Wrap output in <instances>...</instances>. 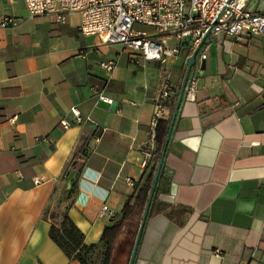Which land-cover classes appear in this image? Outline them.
I'll return each instance as SVG.
<instances>
[{
	"label": "crops",
	"instance_id": "1",
	"mask_svg": "<svg viewBox=\"0 0 264 264\" xmlns=\"http://www.w3.org/2000/svg\"><path fill=\"white\" fill-rule=\"evenodd\" d=\"M248 8L264 13V0ZM0 14L17 21L0 27V264H82L51 238L49 213L67 207L85 242L102 247L104 228L148 180L160 83L170 74L176 94L194 49L183 44L176 61H133L121 44L83 34L78 13L60 23L31 16L25 0H0ZM37 16L47 24L39 39ZM208 43L196 100L180 106L134 264H264V36L217 34ZM118 45L144 73L116 76L122 54L105 53ZM108 60L117 62L112 72L96 68Z\"/></svg>",
	"mask_w": 264,
	"mask_h": 264
},
{
	"label": "built area",
	"instance_id": "2",
	"mask_svg": "<svg viewBox=\"0 0 264 264\" xmlns=\"http://www.w3.org/2000/svg\"><path fill=\"white\" fill-rule=\"evenodd\" d=\"M250 0H25L31 16L54 15L58 22L65 23L70 14L81 17L80 31L96 36L103 44H121L133 61H176L183 44L193 49L201 45L184 90V98L196 100L200 63L209 58L212 36L224 34L236 40L251 35L264 36V13L248 8ZM15 17L0 14V27L16 25ZM144 27H151L149 32ZM209 35L206 37L207 33ZM206 37V38H205ZM205 40L203 41V39ZM114 60L101 61L98 70L112 72ZM175 95L170 74L163 77L153 113L151 129L156 134L158 121ZM112 102V99L101 96ZM75 123L85 121L81 111L72 107ZM64 127L72 123L64 117ZM147 165V161L143 162ZM40 183V180H36ZM108 212L103 205L101 214Z\"/></svg>",
	"mask_w": 264,
	"mask_h": 264
},
{
	"label": "trees",
	"instance_id": "3",
	"mask_svg": "<svg viewBox=\"0 0 264 264\" xmlns=\"http://www.w3.org/2000/svg\"><path fill=\"white\" fill-rule=\"evenodd\" d=\"M177 95L178 92L169 102L171 110L168 115L163 116L158 121L155 134L157 148L153 153L154 162L150 169L149 167L146 169L147 172L150 171L148 180L128 198L119 218L104 228L100 237L102 247L97 243L89 245L85 242V234L71 219L67 207L63 208L62 205H59V211L49 213L50 218L54 220L49 234L68 257L77 259L82 264L129 263L153 177L168 133ZM72 193L73 191L67 192L62 200L69 201L72 198Z\"/></svg>",
	"mask_w": 264,
	"mask_h": 264
},
{
	"label": "water",
	"instance_id": "4",
	"mask_svg": "<svg viewBox=\"0 0 264 264\" xmlns=\"http://www.w3.org/2000/svg\"><path fill=\"white\" fill-rule=\"evenodd\" d=\"M230 1L231 0H229V2ZM208 35H209V32L207 33L206 37ZM205 38L203 39V41L205 40ZM200 47H201V45L196 47L194 49L193 53L186 59V69H185V72H184V75H183V79H182V82H181L180 89L178 91L177 99H176V102H175V106H174V109H173L171 121H170L169 128H168V133H167V136H166V139H165V143H164V146H163V149H162V153H161L160 159H159L158 164H157V168H156V171H155L154 179H153V182H152V185H151V189H150V192H149V196H148V200H147V203H146V206H145L144 214H143V217H142L139 229H138V233H137V236H136V239H135V242H134V246H133L132 253H131L130 260H129L128 264H134L136 256H137V252H138L139 245H140V242H141V239H142L144 228H145V225H146L149 213H150L151 205H152L155 193H156L157 185H158L159 178H160V175H161V171H162V168H163V165H164V159H165V155H166V152H167V149H168V145H169V142H170V139H171V135H172V132H173V129H174L175 121H176L180 106L182 104V101L184 99L185 85L187 83L190 71H191L193 65L196 62L197 54H198V52L200 50ZM77 176H78V170H74L71 173V175L69 176V180H68V187L69 188L72 187L73 182L76 180Z\"/></svg>",
	"mask_w": 264,
	"mask_h": 264
},
{
	"label": "rangeland",
	"instance_id": "5",
	"mask_svg": "<svg viewBox=\"0 0 264 264\" xmlns=\"http://www.w3.org/2000/svg\"><path fill=\"white\" fill-rule=\"evenodd\" d=\"M46 16H37L34 18L35 22L34 24H32V28L37 31L36 32V39L41 38L46 29H47V24L44 22ZM143 29L152 32L153 29L151 27H144ZM122 47V46H121ZM118 46L115 47H111L108 49L107 53L108 56H114V54L116 53H121L122 54V58L118 61V64L120 65V68L116 74L117 77H121V76H125L129 73H131L132 70H137L139 72V74L144 73V71L146 70L144 68L143 65H138L135 63H129L127 60V55L125 54V51H123V49ZM168 64V63H167ZM178 70V66H174L173 67V71H177ZM133 72V71H132Z\"/></svg>",
	"mask_w": 264,
	"mask_h": 264
}]
</instances>
